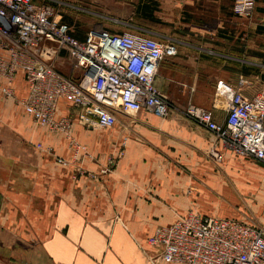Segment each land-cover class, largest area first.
<instances>
[{"label":"crops","instance_id":"obj_1","mask_svg":"<svg viewBox=\"0 0 264 264\" xmlns=\"http://www.w3.org/2000/svg\"><path fill=\"white\" fill-rule=\"evenodd\" d=\"M33 1L74 14L95 13L106 2ZM125 1L136 23L131 31L177 48L155 80L171 105L212 110L216 82L235 87L241 77L250 83L245 97L264 90V0H256L252 22L233 14L234 0ZM62 22L77 40L88 32ZM53 66L66 77L80 75L64 52ZM14 88L25 98L22 75ZM171 111L166 118L117 113L107 130L75 122L72 139L90 157L74 158L64 134L37 127L19 103L0 96V264H149L157 253L147 244L154 229L189 212L264 227V166L221 147L219 159L212 157V135ZM212 112L221 123L224 112ZM73 114L59 101L57 120ZM107 158L116 163L101 175Z\"/></svg>","mask_w":264,"mask_h":264},{"label":"built area","instance_id":"obj_2","mask_svg":"<svg viewBox=\"0 0 264 264\" xmlns=\"http://www.w3.org/2000/svg\"><path fill=\"white\" fill-rule=\"evenodd\" d=\"M256 0H234L233 14L252 22ZM0 96L19 103L34 124L50 133H62L74 149L90 157L72 139L76 122L87 130H107L116 114L145 111L166 118L168 98L155 86L165 58L177 55L172 43L137 31L110 33L96 28L83 40L71 34L58 8L33 0H0ZM64 52L77 79L62 75L53 61ZM22 75L26 96L19 100L15 80ZM250 86L238 79L235 87L217 81L212 110L225 116L216 123L212 110L187 105L183 117L213 137L211 156L219 159L221 147L234 156L253 159L264 166V90L252 98L242 94ZM65 100L74 114L57 120L58 103ZM37 148H41L40 145ZM66 166L67 162L56 159ZM116 159L107 158L100 169L107 175ZM147 244L157 250L149 264H264V227L231 219L202 217L189 212L169 226L154 229Z\"/></svg>","mask_w":264,"mask_h":264},{"label":"rangeland","instance_id":"obj_3","mask_svg":"<svg viewBox=\"0 0 264 264\" xmlns=\"http://www.w3.org/2000/svg\"><path fill=\"white\" fill-rule=\"evenodd\" d=\"M101 5L95 13L76 14L72 13V11H65L61 7L62 20L75 21L81 32L101 28L110 33H122L131 31L132 26L136 24L132 19L134 17L131 14L130 5L125 0H117L116 3H114V0H106ZM171 110L172 113L183 117L184 108H180L172 103ZM246 161H249L252 166L263 167L262 164L253 159H246ZM238 201H240L238 197H231L229 199V203L233 202V204H236Z\"/></svg>","mask_w":264,"mask_h":264}]
</instances>
